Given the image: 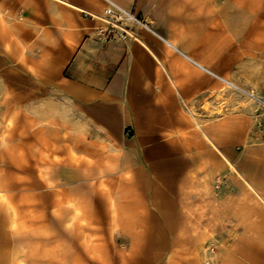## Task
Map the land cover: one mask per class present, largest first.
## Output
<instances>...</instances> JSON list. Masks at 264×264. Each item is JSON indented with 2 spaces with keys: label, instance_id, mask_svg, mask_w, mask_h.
Masks as SVG:
<instances>
[{
  "label": "crops",
  "instance_id": "crops-1",
  "mask_svg": "<svg viewBox=\"0 0 264 264\" xmlns=\"http://www.w3.org/2000/svg\"><path fill=\"white\" fill-rule=\"evenodd\" d=\"M105 1L0 0V192L39 198L29 242L48 244L49 215L93 213L76 183L115 175L118 213L156 215L172 245L214 219L227 231L216 264H264V127L251 131L216 77L264 93V1L109 0L149 23L126 42L98 33ZM8 229L6 263L20 244Z\"/></svg>",
  "mask_w": 264,
  "mask_h": 264
},
{
  "label": "rangeland",
  "instance_id": "rangeland-1",
  "mask_svg": "<svg viewBox=\"0 0 264 264\" xmlns=\"http://www.w3.org/2000/svg\"><path fill=\"white\" fill-rule=\"evenodd\" d=\"M100 18L104 27L99 28L98 33L106 27L102 15ZM239 72L240 76L245 74L243 70ZM224 79L225 81H221L223 82L220 89L221 99L225 103L234 102L240 112L250 115L251 131H255V129L261 131L264 127V119L257 116L259 110L256 109L255 103L248 97L246 91H253L254 94L261 97H264V93H257L251 88L242 87L230 78ZM237 109L234 111L238 112ZM248 110L251 113L246 112ZM222 112L225 114L230 110ZM219 116H223V114ZM4 135L5 133L0 129V140ZM7 168L0 166V171L7 172ZM227 174L230 172L224 168L222 174L217 175L213 182L214 190L219 191L220 195L231 188L230 182L226 181ZM117 177L115 175L105 177L104 182L76 183L75 190H78L80 195H84L86 198L90 197L93 213L81 215L65 212L62 215H49L46 225L48 244L43 246L29 242L31 237H39V235L33 234L40 233V229L35 228L34 230L33 223L34 218L40 216L33 209L39 205V198L24 196L25 193L22 190L16 192V198L9 199L4 191L0 192V239L11 237L8 226L12 222L16 227L13 236L19 239L20 243L16 246V261L6 263L1 259L0 264H30L26 261L25 255L32 253L37 258L40 256V252L44 253L42 257L45 260L37 261L34 264H216L215 255L227 231L217 227L218 224L214 219L209 220L210 225H213L207 230L192 229L184 232L185 234L191 233V243L172 245L173 231L156 228L158 225L155 222L156 215L118 213L115 207L117 205L111 204V194L118 196L119 193ZM3 185L6 186L7 182ZM0 189L4 190V188ZM70 190L71 187H65V192H71ZM68 195L70 196V193ZM50 201L52 202V200ZM78 202L79 199L73 200L69 197L64 199L63 205L65 207L77 206ZM10 204L12 207L15 206L12 208L15 211L12 216L8 213ZM81 204L87 205V199ZM115 204H117V200ZM60 217H63V223H61ZM178 232L176 231V235ZM205 234H207V239L202 238ZM24 239H27L28 242L24 243Z\"/></svg>",
  "mask_w": 264,
  "mask_h": 264
},
{
  "label": "built area",
  "instance_id": "built-area-1",
  "mask_svg": "<svg viewBox=\"0 0 264 264\" xmlns=\"http://www.w3.org/2000/svg\"><path fill=\"white\" fill-rule=\"evenodd\" d=\"M106 6L102 13V19L106 24L104 29H101L99 33L105 37L117 38L124 42L128 39H134L133 26L142 27L147 30H151L149 23L143 18L138 17L132 11H129L114 1H105ZM248 97L255 103L256 109L259 110L257 116L264 119V97L256 95H249ZM213 251V249H211Z\"/></svg>",
  "mask_w": 264,
  "mask_h": 264
},
{
  "label": "bare ground",
  "instance_id": "bare-ground-1",
  "mask_svg": "<svg viewBox=\"0 0 264 264\" xmlns=\"http://www.w3.org/2000/svg\"><path fill=\"white\" fill-rule=\"evenodd\" d=\"M170 46L172 47V48H175V46H173L172 44H170ZM188 60V59H187ZM192 62V61H191ZM197 64V63H196ZM199 67V66H198ZM199 68H201L202 70H205V71H208L207 69H205V68H203V67H199ZM210 71H208V73H209ZM213 76H215V75H213ZM218 79H220V80H222V81H225V79L223 78V77H220V76H216ZM230 85V84H229ZM229 85H227V86H229ZM230 86H232V85H230ZM229 86V87H230ZM235 86V85H234ZM246 93H248L249 95H253V91H246Z\"/></svg>",
  "mask_w": 264,
  "mask_h": 264
}]
</instances>
